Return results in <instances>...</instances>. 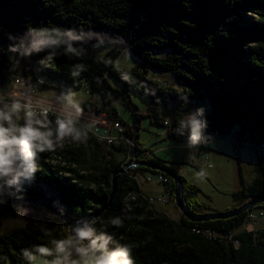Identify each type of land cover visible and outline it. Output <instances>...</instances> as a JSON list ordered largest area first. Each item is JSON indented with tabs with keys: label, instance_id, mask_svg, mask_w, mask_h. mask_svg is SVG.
<instances>
[{
	"label": "trees",
	"instance_id": "trees-1",
	"mask_svg": "<svg viewBox=\"0 0 264 264\" xmlns=\"http://www.w3.org/2000/svg\"><path fill=\"white\" fill-rule=\"evenodd\" d=\"M40 24L107 33L111 37H123L127 42L126 46L139 60V65L130 70L115 68L114 60L122 52L120 48L99 60L94 58L95 41L85 43L89 55L80 60L61 52L49 69L40 70L36 64L39 56H33L31 62L73 90H80L83 82L84 86L87 84L93 100L84 103L83 109L101 110L112 121L126 126V135L135 145L136 162L150 161L180 175L166 161L150 157L151 151L139 149L136 138L140 117L134 115L133 126L122 122L112 106L116 91L108 83V76L122 84V91L117 94L125 101L132 91L151 102L152 121L166 126L167 137L174 143L187 145V130L183 135L176 131L179 121L193 108L205 107L209 123L205 137L210 138L199 146L201 150L203 145L229 136L235 126L241 130L236 135L238 140L257 147L264 145V0H0V44L6 54L9 32L19 34L28 26ZM121 46L124 49L125 45ZM74 63L87 66V71L75 80L70 75ZM150 70L172 75L178 86L150 79ZM123 73H128L130 80H123ZM152 91L155 95L150 94ZM84 131L85 144L67 149L66 165L53 166L44 158L41 160L37 179L31 186L26 185L25 197L40 196L56 202L76 219L100 212L112 194L114 173L122 169V164L116 162L115 151L127 153V147L122 143L107 150L88 130ZM245 134L248 139L243 137ZM257 171L259 177L246 185L238 162L242 188L232 194L237 206L251 197L264 195L262 155ZM139 172L162 174L137 167L134 175ZM183 179L194 210L205 212L189 197L191 190H200ZM141 191L131 173L118 175L113 203L96 223L99 230L109 218L125 217L120 229L109 227L108 231L114 233L117 242L133 245L136 264H264V229L235 233L245 226L253 210L203 224L192 223L184 216L180 222H174L159 212L149 198H132L133 193ZM4 213L3 220L15 215V209L10 207ZM49 215L44 221H31L7 236L1 234L0 228L2 264L7 256L12 264H26L20 249L49 243L44 230L54 237L66 234L64 227L54 224L55 216ZM195 227L210 230L218 237L214 240L197 234L193 232ZM231 234L238 241L226 238Z\"/></svg>",
	"mask_w": 264,
	"mask_h": 264
},
{
	"label": "clouds",
	"instance_id": "clouds-1",
	"mask_svg": "<svg viewBox=\"0 0 264 264\" xmlns=\"http://www.w3.org/2000/svg\"><path fill=\"white\" fill-rule=\"evenodd\" d=\"M7 40L6 69L2 63L4 48L0 44V73L5 70L8 73L7 84L0 82V212L13 207L15 216L10 219L19 223L26 219L30 209L23 203L10 205V201L25 200L26 185L31 186L36 181L43 154L62 150L66 144L83 142L87 138L84 129L92 131L99 122L97 118L82 123L83 109L78 93L71 87H49L44 76L32 74V57L39 56L36 64L40 70H45L55 63L61 52L77 60L89 55L85 43L90 41H95L93 48L98 49V56L120 44L125 45V59H130L131 50L123 37L45 24L28 26L19 34L9 32ZM85 71L84 63H74L71 78L75 80ZM121 78L130 80L128 73H123ZM150 94L155 95V92ZM184 99L188 102L187 97ZM205 114V107L193 108L179 121L176 131L183 135L187 130L186 147L189 149L199 147L210 138L205 137L209 127ZM103 139L111 142L109 137ZM195 176L203 177V170ZM60 211L61 215L65 213L63 207ZM124 219L123 216L111 217L99 230L95 217L65 224L63 237H54L44 230L49 243L22 248L20 255L26 264H136L133 245L117 242L114 233L108 231L109 227L120 229Z\"/></svg>",
	"mask_w": 264,
	"mask_h": 264
},
{
	"label": "rangeland",
	"instance_id": "rangeland-1",
	"mask_svg": "<svg viewBox=\"0 0 264 264\" xmlns=\"http://www.w3.org/2000/svg\"><path fill=\"white\" fill-rule=\"evenodd\" d=\"M117 48L122 49V52L114 60L115 68L119 70H130L134 66L139 65V60L132 51L130 59H125L123 55V48L120 44L110 48V50L103 56H98V49H94L92 46V55L94 58L99 60ZM31 67L32 74L36 76H44L49 87H66L62 83L50 78L47 74L34 67L32 62ZM149 78L163 84L166 83L167 85L175 87L178 86L176 80L170 74L150 70ZM107 81L112 89L116 91V94L112 95L114 98L112 106L118 112L122 122L133 126L135 123L134 115L137 114L140 117L139 136L136 138L139 149L151 151L152 156L166 161L168 166L178 171L182 177L190 182V184L198 188L200 192L195 190L190 191V195H193L191 197L194 198L193 200L196 203L221 212L231 210L235 205L232 194L240 191L242 188L238 176V162L241 163L243 174L247 183L246 185L253 184V182L259 177V172L257 171L258 159L261 153L264 157V152L259 150L260 146L257 147L249 145L246 142L238 140L236 135L241 131L238 127L235 126L229 136L220 138V140H213L209 144L203 145L202 148L205 152L201 154L199 147L189 149L184 145L174 143L167 137V127L153 122L150 117L152 111L151 102L149 100L131 91L126 96L125 101L117 94V92L122 91V84L115 82L111 76L107 77ZM86 87H88V85L85 84L84 86L83 82L80 90H74L78 93L77 99L82 102L80 107H83L84 103L93 100L92 95H90L91 93L85 89ZM243 137L245 139L249 138L247 134ZM96 138L99 139L98 137ZM83 144H85V140L81 143L66 144L65 148L62 150L43 154V158L47 163H51L53 166L59 164L63 165L64 162H67L65 158L67 149L69 150L71 147H78ZM116 156L119 163L126 164L124 168L133 164L130 160L135 158L134 153H132L129 157L127 154L119 152ZM207 158L208 160H206ZM183 161H188L190 163L181 164ZM135 170V167L131 168L129 173L134 176ZM201 170H203L204 176L197 179L195 173ZM136 175L138 178L137 181H139L140 184L147 189L150 195L158 198L161 195L168 194L166 193V187L162 185V183H159L158 176L148 172H139ZM148 178H151L152 180L148 181ZM153 203L154 206L162 204L156 203L154 200ZM204 206L202 207L204 208ZM207 211H209V209ZM254 211L257 212V208H255ZM53 222L57 227H64L66 224L63 221L58 220L56 217L53 219ZM244 228L249 230L264 229V217L259 224L251 225L247 223L242 229H237L235 233L244 232ZM5 264H12L10 256H7Z\"/></svg>",
	"mask_w": 264,
	"mask_h": 264
},
{
	"label": "water",
	"instance_id": "water-1",
	"mask_svg": "<svg viewBox=\"0 0 264 264\" xmlns=\"http://www.w3.org/2000/svg\"><path fill=\"white\" fill-rule=\"evenodd\" d=\"M3 68H7L8 60H7V54L4 52L3 55ZM8 81V73L7 71H3L0 73V82L7 84ZM137 168V167H143L146 169H150L152 171H156L159 173H162L166 176H168L175 185V191H174V198H175V204L178 207V210L182 213V215L190 222L192 223H204L209 221H215V220H227L234 217H238L244 212H247L249 210H254L255 208H258L259 206L264 205V195H258L249 198L246 202L242 203L241 205L232 208L231 210L225 211V212H218V211H206L199 213L194 210V206L191 203V200L186 195L185 192V181L181 175H178L175 171L166 168L165 166L162 167V165L150 162V161H140L133 163L131 165L126 166V168H122L121 170H118L114 173L113 176V191L110 196L109 201L103 206V208L100 210V212L96 214H92L88 216L87 220H92L93 217L96 219L99 218L102 214H104L112 205L114 196L117 191V176L120 174H126L129 173L131 168ZM17 203H23L25 207L29 206H38L41 208H44L48 210L49 213L53 214L58 220L65 222L66 224H74L77 221L85 220V219H76L69 216L66 212L61 215V207L56 202H49L45 200L44 198L40 196L35 197H25V200L23 202L12 200L10 201V205H14ZM11 206H9L7 209H9ZM6 209V210H7ZM5 210V211H6ZM4 211V212H5ZM4 212H0V228L3 223V218L5 216ZM0 264L1 261H0Z\"/></svg>",
	"mask_w": 264,
	"mask_h": 264
},
{
	"label": "built area",
	"instance_id": "built-area-1",
	"mask_svg": "<svg viewBox=\"0 0 264 264\" xmlns=\"http://www.w3.org/2000/svg\"><path fill=\"white\" fill-rule=\"evenodd\" d=\"M88 92H89V86L85 88ZM83 109V107H81ZM97 118L99 119V122L96 123L95 129L92 131H89L92 133V135L94 137H100V142L102 144V146H106V149H110L113 146H118L120 144H124L127 147V153L125 152V154H127L129 157L130 155L133 153L135 145L133 143V141L126 135V131H127V127L124 126L120 121H112V119L108 118L107 114H105L103 111H97V110H86L83 109V115H82V123H90L92 121H96ZM103 137H109L111 139V142L108 141V139H103ZM259 150L261 152H264V148L262 146H260ZM128 157V158H129ZM208 160V158L206 159ZM133 163H136V158L130 160ZM66 162L63 163L62 166H64ZM66 165V164H65ZM126 164H122L121 166L124 168ZM75 167V166H73ZM66 176H70V174H65ZM135 177L137 175H134ZM156 176H158V181L159 183L162 185H164L166 187V193H168L169 195H171L172 193H174L175 191V185L173 183V181L169 178L166 177L163 174H157ZM136 179L138 180V178L136 177ZM148 181L152 180L151 178L147 179ZM139 182V181H138ZM140 184V182H139ZM172 196V195H171ZM132 198L134 200H137L138 198H149L151 200H154L156 202L165 204L168 202V199L165 197L156 199L154 197H151L149 195H147L143 189L140 193H133L132 194ZM257 212L256 211H251L248 219L246 221L245 224H251V225H257L259 224L263 217H264V208H257ZM258 213V214H257ZM202 230L204 233H206V235H209V239H216V237H218L215 233H213L210 230L207 229H199ZM222 237V236H219ZM226 238H228L229 241L233 242V241H238V240H233V234H231L230 236H226Z\"/></svg>",
	"mask_w": 264,
	"mask_h": 264
},
{
	"label": "crops",
	"instance_id": "crops-1",
	"mask_svg": "<svg viewBox=\"0 0 264 264\" xmlns=\"http://www.w3.org/2000/svg\"><path fill=\"white\" fill-rule=\"evenodd\" d=\"M86 130V129H85ZM91 133V132H90ZM92 134V133H91ZM203 147V146H202ZM104 148H106V147H104ZM200 148V147H199ZM122 153L121 151H115V153H116V155H117V153ZM200 152H201V154L203 153V152H205L204 150H203V148H202V150H201V148H200ZM261 153V152H260ZM154 155V154H153ZM261 155L263 156V154L261 153ZM150 157H153L152 156V152L150 153V155H149ZM116 158H117V156H116ZM116 162L117 163H119L118 162V160L116 159ZM120 164V163H119ZM141 185V184H140ZM141 188L143 189V191L147 194V195H149V196H151V197H154V198H156V199H159V198H161V197H165V198H167L168 199V203L167 204H157L155 207H156V209L160 212H162V213H164L169 219H171L172 221H174V222H180L181 221V219H182V217H183V215H182V213L180 212V210H178V207L176 206V204H175V198L174 197H172L171 195H169V194H167V195H161L160 197H155V196H153V195H150V193L147 191V189L146 188H144L142 185H141ZM191 196H193V195H189V197L193 200L194 198H192ZM149 201H150V199H149ZM151 202V201H150ZM151 203H153V202H151ZM156 203H159V202H156ZM154 204V203H153ZM201 205V204H200ZM237 203H235V205H234V207L233 208H235V207H237ZM202 206H204V205H202ZM209 209V211L208 212H210V211H217V210H213V209H210V208H208V207H205L204 206V211L206 212L207 210ZM218 212H221V211H218ZM15 215H10V216H8V217H6L4 220H3V223H2V226H1V234L2 235H5V236H7V235H10L14 230H16L17 228H19V227H24V226H26L29 222H31V221H34L35 220V222H42V221H44V219L45 218H49L50 217V215H49V212L46 210V209H44V208H41V207H35V208H32V209H30V213H29V215L26 217V219L24 220V221H21V222H19V223H17L14 219H10V217H14ZM243 227H241L240 229H242ZM246 229V230H245ZM250 231L249 229H247V228H244V231Z\"/></svg>",
	"mask_w": 264,
	"mask_h": 264
},
{
	"label": "bare ground",
	"instance_id": "bare-ground-1",
	"mask_svg": "<svg viewBox=\"0 0 264 264\" xmlns=\"http://www.w3.org/2000/svg\"><path fill=\"white\" fill-rule=\"evenodd\" d=\"M98 141H99V143L101 144V142H100V139H98ZM102 145V144H101ZM262 147L264 148V145H262ZM150 201L151 202H153V200H151L150 199ZM199 229H201V228H193V232H195V233H197V234H201V235H203V236H205V237H207V238H210L209 237V235H206V233H204L202 230H199ZM217 238V237H216ZM238 245V244H237Z\"/></svg>",
	"mask_w": 264,
	"mask_h": 264
}]
</instances>
